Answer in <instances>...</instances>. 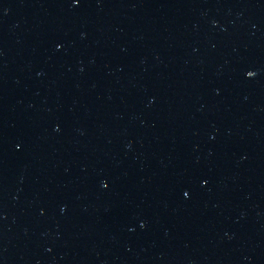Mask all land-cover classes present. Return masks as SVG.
<instances>
[{
  "label": "water",
  "instance_id": "95a60500",
  "mask_svg": "<svg viewBox=\"0 0 264 264\" xmlns=\"http://www.w3.org/2000/svg\"><path fill=\"white\" fill-rule=\"evenodd\" d=\"M0 264H264V0H0Z\"/></svg>",
  "mask_w": 264,
  "mask_h": 264
}]
</instances>
